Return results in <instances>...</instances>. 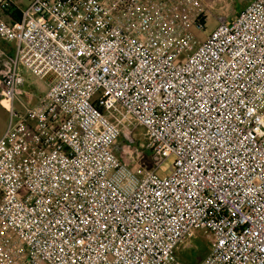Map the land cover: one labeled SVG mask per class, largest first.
Listing matches in <instances>:
<instances>
[{"label": "built area", "instance_id": "2783aa9c", "mask_svg": "<svg viewBox=\"0 0 264 264\" xmlns=\"http://www.w3.org/2000/svg\"><path fill=\"white\" fill-rule=\"evenodd\" d=\"M26 1L0 0V226L25 264H185L199 230L198 264H264V0L201 43L198 0ZM136 128L141 174L117 157Z\"/></svg>", "mask_w": 264, "mask_h": 264}, {"label": "rangeland", "instance_id": "374dc122", "mask_svg": "<svg viewBox=\"0 0 264 264\" xmlns=\"http://www.w3.org/2000/svg\"><path fill=\"white\" fill-rule=\"evenodd\" d=\"M16 8L27 6L26 0H11ZM105 1V0H103ZM199 10L203 16V25L199 26L196 22L191 21L187 25L188 31L199 41L203 42L211 31L217 25V17L224 16L232 19L250 0H198ZM26 82L24 87L19 91V98L27 104L35 103L47 90V85L32 76H25ZM15 109L19 110L17 104ZM8 113L6 105L0 101V136L7 125ZM133 135L137 143L132 145L127 154L117 153V157L127 167L141 174L142 171L152 169L150 164L149 151L145 148V139L143 131L139 128L133 130ZM119 142L122 144V139ZM173 162V158L166 159L157 170V175L167 174ZM0 264H25V249L17 243L15 237L0 226ZM211 248V235L207 230L195 231L191 237L182 240L176 253L178 258L185 264H198L209 252Z\"/></svg>", "mask_w": 264, "mask_h": 264}, {"label": "trees", "instance_id": "16d2710c", "mask_svg": "<svg viewBox=\"0 0 264 264\" xmlns=\"http://www.w3.org/2000/svg\"><path fill=\"white\" fill-rule=\"evenodd\" d=\"M0 15L7 21L12 22L18 20L20 17L19 11L15 7H10L9 10L2 11ZM28 76H32L31 74H27ZM33 77V76H32Z\"/></svg>", "mask_w": 264, "mask_h": 264}, {"label": "crops", "instance_id": "0c3cea01", "mask_svg": "<svg viewBox=\"0 0 264 264\" xmlns=\"http://www.w3.org/2000/svg\"><path fill=\"white\" fill-rule=\"evenodd\" d=\"M249 2V1H248ZM233 19V18H232Z\"/></svg>", "mask_w": 264, "mask_h": 264}]
</instances>
